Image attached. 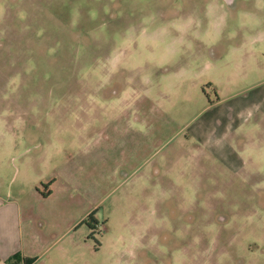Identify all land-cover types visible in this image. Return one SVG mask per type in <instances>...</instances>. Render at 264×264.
I'll list each match as a JSON object with an SVG mask.
<instances>
[{
  "label": "rangeland",
  "instance_id": "374dc122",
  "mask_svg": "<svg viewBox=\"0 0 264 264\" xmlns=\"http://www.w3.org/2000/svg\"><path fill=\"white\" fill-rule=\"evenodd\" d=\"M216 106L244 116L217 155ZM16 169L98 220L87 264H264V0H0Z\"/></svg>",
  "mask_w": 264,
  "mask_h": 264
},
{
  "label": "crops",
  "instance_id": "0c3cea01",
  "mask_svg": "<svg viewBox=\"0 0 264 264\" xmlns=\"http://www.w3.org/2000/svg\"><path fill=\"white\" fill-rule=\"evenodd\" d=\"M216 102L217 98L208 104ZM237 110L216 106L206 122L193 128L197 142L217 155L215 148L226 145L227 138L240 140L244 116ZM16 171L0 174V264H87L91 228L86 224V205L72 197L66 184L56 185L55 178L40 188L38 177ZM90 218L92 225L97 224L94 216Z\"/></svg>",
  "mask_w": 264,
  "mask_h": 264
},
{
  "label": "trees",
  "instance_id": "16d2710c",
  "mask_svg": "<svg viewBox=\"0 0 264 264\" xmlns=\"http://www.w3.org/2000/svg\"><path fill=\"white\" fill-rule=\"evenodd\" d=\"M46 184V183H45ZM44 184V185H45ZM47 190L44 191V193H46ZM85 217H87V220H86V224L89 226V227H92V224L95 222L93 219L90 218V215L86 214ZM26 261V259H25Z\"/></svg>",
  "mask_w": 264,
  "mask_h": 264
},
{
  "label": "built area",
  "instance_id": "2783aa9c",
  "mask_svg": "<svg viewBox=\"0 0 264 264\" xmlns=\"http://www.w3.org/2000/svg\"><path fill=\"white\" fill-rule=\"evenodd\" d=\"M13 264H20V263H13Z\"/></svg>",
  "mask_w": 264,
  "mask_h": 264
}]
</instances>
